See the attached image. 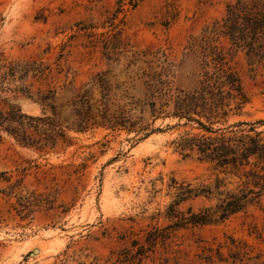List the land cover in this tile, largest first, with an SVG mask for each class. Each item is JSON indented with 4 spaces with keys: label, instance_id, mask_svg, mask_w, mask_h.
Masks as SVG:
<instances>
[{
    "label": "rangeland",
    "instance_id": "374dc122",
    "mask_svg": "<svg viewBox=\"0 0 264 264\" xmlns=\"http://www.w3.org/2000/svg\"><path fill=\"white\" fill-rule=\"evenodd\" d=\"M230 1L0 0V60L34 55L49 45L45 58L53 61L64 44L66 82L79 85L102 69L118 73L125 63L120 55L118 65L110 64L101 43H93L104 33L130 50L128 55L162 48L178 63L189 38L221 17ZM230 64L248 103L226 125L246 122L264 134V70L247 65L241 54ZM191 71L187 63L177 68L175 85L189 88ZM1 96L24 113H40L21 94ZM183 123L157 120V130L141 140L133 133L98 130L49 152L22 147L1 134L0 173L9 181L0 176V264H111L133 240L148 247L140 264H264V193L259 205L224 220L175 227L167 238L145 243L152 227L176 222L166 213L180 186L212 187L218 178L230 190L239 183L195 155L179 153L174 141L201 132ZM232 129L248 131L250 125ZM18 197L26 204L22 212ZM216 201L191 197L175 209L197 212Z\"/></svg>",
    "mask_w": 264,
    "mask_h": 264
},
{
    "label": "trees",
    "instance_id": "16d2710c",
    "mask_svg": "<svg viewBox=\"0 0 264 264\" xmlns=\"http://www.w3.org/2000/svg\"><path fill=\"white\" fill-rule=\"evenodd\" d=\"M94 42L101 43L110 64L118 65L120 55L125 63L118 73L102 69L79 85L66 82L69 68L63 63L64 44L53 61L45 58L51 50L49 45L34 55L0 60V138L5 134L22 147L49 152L59 145L69 146L77 135L98 130L133 133L141 140L157 130V120L176 118L184 120L183 125L195 124L201 132L179 137L174 141L176 149L184 157L195 155L219 172L237 177L239 183L230 190L222 188L225 184L218 178L212 187L180 186L178 198L166 213L176 222L152 227L145 238L149 246L159 237L167 238L175 227L211 224L260 204L264 193V134L246 122L226 124L248 103L241 77L230 64L232 59L241 54L247 65L264 70V0L228 2L221 17L210 22L199 36L189 38L178 63L162 48L135 50L128 55L130 50L104 33ZM185 63L194 82L189 88H179L174 83L175 70ZM1 93L13 97L21 94L36 103L40 113H24ZM242 125H250V129H232ZM0 176L9 181L3 173ZM199 196L217 201L197 212L175 209L180 202ZM22 198L29 202L28 197ZM18 199V211L22 212L26 204ZM147 249L133 240L111 264H140Z\"/></svg>",
    "mask_w": 264,
    "mask_h": 264
}]
</instances>
